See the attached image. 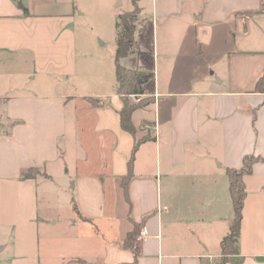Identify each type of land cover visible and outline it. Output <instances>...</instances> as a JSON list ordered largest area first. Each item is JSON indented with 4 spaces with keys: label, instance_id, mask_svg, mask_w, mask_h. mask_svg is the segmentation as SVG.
Wrapping results in <instances>:
<instances>
[{
    "label": "crops",
    "instance_id": "1",
    "mask_svg": "<svg viewBox=\"0 0 264 264\" xmlns=\"http://www.w3.org/2000/svg\"><path fill=\"white\" fill-rule=\"evenodd\" d=\"M17 1L28 15L0 0V62L27 68L18 94L0 86V123L15 125L0 136V264H216L226 170L264 159V0L137 2L120 64L151 76L129 102L152 103L133 111V135L120 127L116 44L78 73L76 16L96 0ZM243 180L242 260L227 264H264V163ZM135 225L148 232L136 257L123 246ZM41 237L53 239L44 253Z\"/></svg>",
    "mask_w": 264,
    "mask_h": 264
},
{
    "label": "trees",
    "instance_id": "2",
    "mask_svg": "<svg viewBox=\"0 0 264 264\" xmlns=\"http://www.w3.org/2000/svg\"><path fill=\"white\" fill-rule=\"evenodd\" d=\"M138 1L139 0H132L133 12L130 15L126 13L118 15L116 50L114 54V72L116 81L115 94L119 97L122 104L118 112L120 127L122 130L130 133L131 135L135 133L134 126L131 122V115L133 111L139 108H144L152 103L150 99L141 100L136 104L129 102L130 96L138 97L143 94V85L150 80L151 76L137 70L127 69L120 64V60L126 57L129 52L128 43L132 40L134 35L135 26L130 19L135 17L138 13ZM16 5L23 11L24 15H28L27 9L24 8L17 0ZM256 91L264 93V72L256 83ZM88 101L93 104H98V101L95 99H88ZM139 142L135 144L134 151L136 150ZM258 162L264 163V159L256 157L253 154H248L242 158V164L238 169L231 168L226 170V176L228 178V191L232 205V216L228 234L223 237L220 242V258L216 264H227L229 262L238 263L242 260V258H238V256L240 224L242 220L244 199L246 197L243 179L244 176L252 173L253 165ZM37 174H39L37 169L30 168L22 173V178H34ZM129 176L130 174L128 173V175L122 179L125 192L127 190L126 181ZM73 209L77 212L75 206H73ZM139 228L140 225H135L133 230L128 233L125 241L123 242V246L125 248L134 250L133 253L135 257L137 256V251L135 250V240L140 231Z\"/></svg>",
    "mask_w": 264,
    "mask_h": 264
},
{
    "label": "rangeland",
    "instance_id": "3",
    "mask_svg": "<svg viewBox=\"0 0 264 264\" xmlns=\"http://www.w3.org/2000/svg\"><path fill=\"white\" fill-rule=\"evenodd\" d=\"M84 10L83 15L76 16L74 30L77 36L78 73L89 76L95 69L93 65L98 60L95 57L96 55L98 56L101 52L107 54L114 53V45L117 40L118 15L122 12L130 15L133 12V8L131 9L129 1L128 3L124 2L121 8L114 10L105 3V0H96L94 5H87ZM131 20L133 22V19ZM104 41L107 42V46L99 48L100 42L103 43ZM26 70L27 68L25 66L17 64L16 62L8 64L0 62V86L10 83L13 88L17 89L12 94H18L20 92L18 90H22L27 83L25 81L26 76L22 75V72H26ZM37 81L31 84L33 85L32 87L35 86ZM3 101L0 100V103H3ZM14 126V123L11 125L7 122L0 123V136L6 135ZM58 217L60 220L65 219L66 211L63 209L59 210ZM52 240L48 242L47 239L41 237L40 245L42 253L47 248L49 249L48 245H51Z\"/></svg>",
    "mask_w": 264,
    "mask_h": 264
},
{
    "label": "built area",
    "instance_id": "4",
    "mask_svg": "<svg viewBox=\"0 0 264 264\" xmlns=\"http://www.w3.org/2000/svg\"><path fill=\"white\" fill-rule=\"evenodd\" d=\"M148 237V232L146 231V229H142L138 236L136 237L137 240L139 241H145Z\"/></svg>",
    "mask_w": 264,
    "mask_h": 264
}]
</instances>
